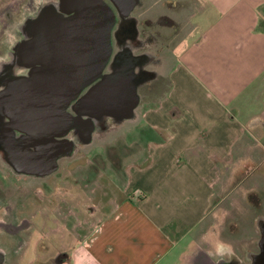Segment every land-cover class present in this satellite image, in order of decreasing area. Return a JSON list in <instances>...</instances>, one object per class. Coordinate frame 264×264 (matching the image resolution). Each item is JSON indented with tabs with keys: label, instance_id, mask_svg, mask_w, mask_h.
Returning <instances> with one entry per match:
<instances>
[{
	"label": "flooded vegetation",
	"instance_id": "flooded-vegetation-1",
	"mask_svg": "<svg viewBox=\"0 0 264 264\" xmlns=\"http://www.w3.org/2000/svg\"><path fill=\"white\" fill-rule=\"evenodd\" d=\"M135 1L123 13L111 0H9L0 6V255L6 258L4 264L9 257H22L32 246L41 256L50 257L43 264H66L72 252L89 248L102 232L88 227L90 216L105 214V205L97 208L88 200L79 201L83 222L74 223L79 218L73 205L71 166L76 157L87 156L84 149L97 135L121 122L103 115L101 104L99 110L82 105L92 86L101 85V77L93 85L79 86L77 92L71 80L79 70L84 79L91 76L87 72L91 48H99L100 58L103 55L107 10L113 51L99 75L112 74L117 62L130 54L139 57L136 72L144 80L140 88L158 80L154 68L162 62L148 50L154 42L151 31L162 27L176 38L183 21L170 15L160 16L157 22L140 19L138 12L148 0ZM165 4L174 14L184 7L182 0L175 4L165 0ZM247 130L254 137L260 134L264 145V114L252 119ZM42 226L50 227L51 234L37 238ZM75 226L84 233L76 232ZM261 232L245 255L238 247L222 245L216 260L203 256L196 264H264V222Z\"/></svg>",
	"mask_w": 264,
	"mask_h": 264
},
{
	"label": "crops",
	"instance_id": "crops-1",
	"mask_svg": "<svg viewBox=\"0 0 264 264\" xmlns=\"http://www.w3.org/2000/svg\"><path fill=\"white\" fill-rule=\"evenodd\" d=\"M182 1L183 41L168 43L159 58L171 86L160 108L148 110L159 138L126 168L125 188L99 218L98 239L66 264L216 260L218 249L212 255L197 238L222 168L232 163L237 115L230 107L251 89L256 98L264 91V0ZM175 95L186 99L170 101Z\"/></svg>",
	"mask_w": 264,
	"mask_h": 264
},
{
	"label": "rangeland",
	"instance_id": "rangeland-1",
	"mask_svg": "<svg viewBox=\"0 0 264 264\" xmlns=\"http://www.w3.org/2000/svg\"><path fill=\"white\" fill-rule=\"evenodd\" d=\"M8 1L0 0V6ZM177 1L174 0L175 3ZM145 5V9L138 12L140 19L150 17L157 22L160 16L170 15L183 20L180 17L182 12L174 14L169 8L171 5L165 4V0H148ZM151 33L154 42L148 50L157 58L168 53L165 49L168 43L179 44L183 41L182 28L176 38L173 37V31L162 27L155 26ZM154 71L158 72V80L149 86H142L139 90L141 104L136 111V117L108 127L106 133L97 135L92 144L84 149L87 156L75 158L71 168L74 170L75 182L73 205L76 217L79 218L74 221L76 226L83 222L84 217L82 210L78 208L79 201L88 200L97 208L100 205L112 207L111 203H114L119 188H125L126 168L143 159L151 141L159 138L150 128L151 117H148V110L160 108L171 85L162 66L154 68ZM255 94V90L251 89L238 97L230 107L238 110L237 112L235 109L233 114L237 115V125L233 130L236 142L232 163L222 168L209 216L206 223L200 226L202 231L200 230V236L197 238L201 246L212 250V255H215L222 245L238 247L245 255L247 249H253L255 246L254 237L259 232L257 223L260 216L264 217V145L259 142L260 134L255 136L257 141L248 132V128L245 129L254 116L264 114V91L257 98ZM169 99L178 103L186 98L175 95ZM85 184L88 186L84 187ZM76 226V232L84 233L81 226ZM42 228L43 230L36 233L37 238H41L42 234H51L50 227ZM99 228L102 229L98 216H90L88 229L95 232L94 230ZM49 258L41 256L32 246L22 257H9L7 264H43ZM160 264L169 262L165 258Z\"/></svg>",
	"mask_w": 264,
	"mask_h": 264
},
{
	"label": "water",
	"instance_id": "water-1",
	"mask_svg": "<svg viewBox=\"0 0 264 264\" xmlns=\"http://www.w3.org/2000/svg\"><path fill=\"white\" fill-rule=\"evenodd\" d=\"M120 12L123 13L126 9L132 8L136 1L135 0H111ZM130 8V9H131ZM126 10V11H127ZM128 12H126L127 14ZM111 13L107 10V22L105 31V47L103 55L100 58L99 48H91V52L87 61L88 73L91 76L84 79L82 71L76 73V77L71 80L72 89L77 92V88L88 87L93 85L100 77L103 82L101 85L97 84L92 86L89 93L85 96L82 105L89 106L93 109L99 110V104H101L102 114L107 118L114 119L119 122L125 120H133L136 117V110L140 106L141 98L138 90L141 85L144 84V80L138 78L136 69L139 63V57L130 55L120 59L117 62L118 69L112 74L106 76L99 75L100 72L109 64L112 55V39H111V27L112 24L109 22ZM95 43L98 44L96 38ZM77 93L68 96L69 100L74 99ZM61 99V95L58 97ZM92 115V114H90ZM75 126H78L77 122H74ZM92 126V125H91ZM93 129L91 128L89 135L92 134ZM72 151V147H69ZM264 221L258 222V228L262 234V225ZM6 258L0 255V264H4Z\"/></svg>",
	"mask_w": 264,
	"mask_h": 264
},
{
	"label": "built area",
	"instance_id": "built-area-1",
	"mask_svg": "<svg viewBox=\"0 0 264 264\" xmlns=\"http://www.w3.org/2000/svg\"><path fill=\"white\" fill-rule=\"evenodd\" d=\"M91 244V241L89 243H87V245Z\"/></svg>",
	"mask_w": 264,
	"mask_h": 264
}]
</instances>
